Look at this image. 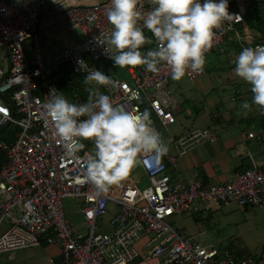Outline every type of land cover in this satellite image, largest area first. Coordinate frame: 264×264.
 I'll return each instance as SVG.
<instances>
[{
	"label": "built area",
	"instance_id": "2783aa9c",
	"mask_svg": "<svg viewBox=\"0 0 264 264\" xmlns=\"http://www.w3.org/2000/svg\"><path fill=\"white\" fill-rule=\"evenodd\" d=\"M250 1L228 0L229 13L239 18L230 26L225 23L214 30V45L205 57L230 36L243 49L264 45V41L254 42L246 23ZM48 3L66 16L70 27L79 29L81 38L44 57L38 25ZM108 7L110 0H0V132L8 124L18 127L10 142L0 140V149L6 155L0 167V253L47 243L61 247L64 264H264V252L258 256L250 252L221 253L216 247L185 239L167 222L174 215L200 211L198 200L205 211L228 205L232 199L242 207H264V155L263 168L244 169L227 183L213 185L199 180L190 183L181 175L173 178L167 174L163 158L157 163L151 154L141 155L149 186L140 187L125 178L109 192L98 194L83 179L87 154L80 151L76 157L67 156L54 137L43 108L52 91L60 94L50 77L64 63L86 77L88 72L78 64L81 60L88 70H98L88 63L86 53L93 60L110 58L98 40L101 34L110 36L112 30L106 15ZM152 7L149 0H139L142 17ZM240 24L245 28L242 31ZM26 43L35 53L32 60ZM159 67L158 73L146 71L145 66L128 67L129 79L104 70L105 75L119 82V88L96 87L110 96L114 106L125 111L147 109L160 135L157 122L164 127L176 122V102L168 90L170 69L165 64ZM186 75L194 79L199 74ZM254 135V131L248 133L250 138ZM203 140L214 141L216 135L210 130L193 131L178 139L180 153ZM69 197L84 203L79 211L88 228L87 235L66 217L64 199ZM111 207L117 208L111 219L113 229L100 231L98 221ZM146 236L150 239L139 247Z\"/></svg>",
	"mask_w": 264,
	"mask_h": 264
},
{
	"label": "clouds",
	"instance_id": "9594fccd",
	"mask_svg": "<svg viewBox=\"0 0 264 264\" xmlns=\"http://www.w3.org/2000/svg\"><path fill=\"white\" fill-rule=\"evenodd\" d=\"M152 10L142 17L139 0H110L106 9L112 26L110 36L101 34L114 66L119 69L145 66L158 73L165 64L173 80L187 73L200 74L206 63L205 54L214 45L216 32L225 23L229 26L238 17L228 11V0H149ZM142 20V25H141ZM151 33L145 35L144 30ZM146 45H152L142 51ZM113 49L115 50L113 52ZM84 79L86 103H70L63 95L52 91L43 103L45 114L54 129L53 135L69 157L85 148L82 141H91L94 151L87 154L84 181L99 193L119 186L130 172L141 165V155L151 154L159 163L168 146L154 129L151 113H132L114 106L109 95L96 86L119 88V82L99 70H88ZM79 70V69H78ZM235 75L251 86L252 104L264 109V45L246 47L236 56ZM244 103L242 108L249 110Z\"/></svg>",
	"mask_w": 264,
	"mask_h": 264
},
{
	"label": "crops",
	"instance_id": "0c3cea01",
	"mask_svg": "<svg viewBox=\"0 0 264 264\" xmlns=\"http://www.w3.org/2000/svg\"><path fill=\"white\" fill-rule=\"evenodd\" d=\"M88 1L105 2L107 0ZM73 28L69 26L66 16L55 11L53 6L48 3L38 25L41 54L44 57H49L62 47L79 40L81 33L80 31L76 32ZM148 33L151 36L149 31ZM230 40L233 41L234 39L231 36L228 37L219 47L220 52L216 53V50L219 49L217 48L205 57L204 72L196 78L190 79L185 75L179 81L170 78L168 82V90L176 102L173 109L176 122L165 126L169 127L174 124L175 133L171 134L166 142L169 150L162 158L167 163V174L173 178L181 175L190 183L199 180L205 184H225L239 171L254 166L263 168L264 113L262 109L252 104L251 86L237 77L234 72L235 64L233 61L241 52V49L236 47V50H231L229 61L220 60L218 55L230 49L228 46ZM33 54L35 58L34 51ZM65 68L73 70L70 64L64 63L51 75L50 81L57 86L60 95L65 98L70 97L74 100V103H78L81 101L78 89L71 94H67L58 87L57 80L59 77L65 78V80L69 78V74L62 71ZM61 74L64 76H61ZM35 80L38 84H41L39 78ZM244 103L251 105L249 110L242 108ZM157 124L160 123L157 122ZM196 130H210L216 135V140L200 141L193 144L185 153H180L181 148L178 145V139L187 137ZM252 131L255 135L250 138L248 133ZM142 169V166L141 169L138 168L139 174L136 179L130 176L127 179L134 180L139 186L146 183L148 176L144 169L143 173ZM197 203L201 207L200 211L184 214L191 216L189 217L190 221L182 228L186 234L179 229L176 230L185 239L201 245L203 244L199 241L201 238L199 236L202 235V232L194 226V223L198 225L204 219H206V223H212L217 218L216 215L214 216L215 212H222L224 209H251L240 206L235 199H232L228 205L219 208L214 206L212 210L208 211L203 210L200 200ZM82 204L84 203H78L77 211L68 219L83 234L87 235L88 228L79 211ZM254 209H262V212L264 207ZM116 211V207H111L107 215L101 218L102 222L99 225L102 226L104 220H109L111 225V219ZM222 214L224 213L222 212ZM83 228H86V233L83 232ZM112 229L106 232H111ZM202 238L205 241L208 237ZM149 239V236L144 237L139 247H142L145 241L147 242ZM207 245L211 246V244ZM262 252H264V249ZM0 254H8L6 256L8 260H0V264H64L61 247L47 243H43L38 247Z\"/></svg>",
	"mask_w": 264,
	"mask_h": 264
},
{
	"label": "rangeland",
	"instance_id": "374dc122",
	"mask_svg": "<svg viewBox=\"0 0 264 264\" xmlns=\"http://www.w3.org/2000/svg\"><path fill=\"white\" fill-rule=\"evenodd\" d=\"M249 7L250 6H248V8ZM243 26V24H240L238 25V28L242 31ZM73 29L76 32H79V29L76 26ZM231 34H234V32H231ZM228 46L230 48L228 51L218 54L220 60L222 61H229V56L232 51L236 50V47H240L241 50L243 49V46L236 40H230ZM25 48L28 52L29 59H33L34 54L33 51H31V45L26 43ZM216 51V53H218L221 51V49L219 48ZM85 57L88 63L90 65L96 66L99 71L103 72L104 70H108L114 75H121L122 77L129 79L127 68L119 69L115 67L111 58L93 60L88 53L85 54ZM63 72L71 73L73 70L65 68ZM82 78L83 80L85 79L83 76ZM66 99H68L70 103H74L72 98L67 97ZM157 127L160 131L161 138L166 144L170 135L175 133L174 124L170 125L169 127H164L161 124H157ZM82 142L85 144V148L81 151H84L86 154H91L94 151V144L91 141ZM137 167L141 169L140 165ZM137 167L130 172V177L136 179L139 174ZM149 184L150 183L147 178L146 183L141 184L140 186L147 187ZM78 203L79 201L76 198L69 197L64 199V207L67 218H70V216H72L77 211L79 207ZM261 210L262 209H224L222 211L224 214H222L221 211L215 212L214 216L216 215L217 218L214 222L206 223V219H204L201 220V224L199 223L196 225V223H194V226L198 227L200 232H202V235L199 236L201 237L199 241L203 245L211 244V246L216 247L221 253L229 252L233 254H240L241 252H250L251 254L258 256V254L264 249V210L262 212ZM189 217L191 216L175 215L174 217L168 218L167 222L175 229L183 231V226H185L187 222L190 221ZM101 222L102 220L100 219L98 225L101 224ZM100 226L101 225H99V227ZM111 229L112 226L109 224V220H104V224L99 230L106 232L110 231ZM82 230L85 233L87 232L86 228H83ZM202 237L208 238H206L204 241ZM14 251L16 252L18 250H13L12 252ZM8 254H0V260L4 259V261H7L8 259L6 256H8Z\"/></svg>",
	"mask_w": 264,
	"mask_h": 264
},
{
	"label": "trees",
	"instance_id": "16d2710c",
	"mask_svg": "<svg viewBox=\"0 0 264 264\" xmlns=\"http://www.w3.org/2000/svg\"><path fill=\"white\" fill-rule=\"evenodd\" d=\"M248 6L250 7L248 8ZM245 19L249 30L255 37L254 42H263L264 41V0L250 1V3L247 5ZM144 32L146 36L151 37L147 30H144ZM149 47H152V45H146L145 48L142 49V51H146ZM63 70L64 69H62V71ZM58 74L60 75V73ZM68 74H69V78H67L66 80L65 78L63 79L62 77H59V79L57 80L58 87L67 94H71L76 89H78L80 93L81 101L83 102L87 101L88 91H86V88L88 87L85 86L82 76L77 75L73 72L71 73L68 72ZM61 76L64 75L61 74ZM17 132H18L17 126L8 124L4 126V128L0 132V140H6L10 142L14 138ZM5 161H6V155L0 149V167L3 165Z\"/></svg>",
	"mask_w": 264,
	"mask_h": 264
}]
</instances>
